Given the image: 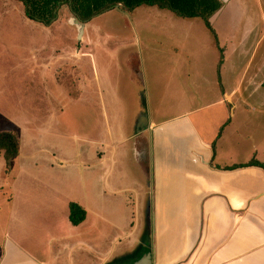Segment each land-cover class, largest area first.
<instances>
[{"label": "crops", "instance_id": "1", "mask_svg": "<svg viewBox=\"0 0 264 264\" xmlns=\"http://www.w3.org/2000/svg\"><path fill=\"white\" fill-rule=\"evenodd\" d=\"M217 1L209 25L144 3L104 11L134 16L142 30L148 18L166 20L183 37L174 40L172 58H139L127 48L117 63L98 46L102 30L93 18L79 33L68 5L70 25H43L25 15L21 1L0 0V81L8 90L0 89V117L10 119L0 126L18 144L0 264H107L137 246L151 252V264H264V168L247 164L264 163V135L241 124L246 110L264 105V52L251 68L264 41V0L258 14L254 0ZM64 16L57 11L58 22ZM118 64L124 69L115 70ZM26 91L37 97L33 107L46 108L41 124L2 113L16 111L5 108L7 94L16 103ZM109 102L117 107L112 114ZM171 104L177 110L168 114ZM26 131L30 142L50 135L77 142L70 158L55 151L46 158L92 177L93 196L31 171L30 157L43 159L46 149L38 143L25 154ZM70 202L85 211L78 224L69 219ZM105 207L133 209L129 228ZM24 223L29 234L14 226ZM121 240L129 244L119 247Z\"/></svg>", "mask_w": 264, "mask_h": 264}, {"label": "rangeland", "instance_id": "2", "mask_svg": "<svg viewBox=\"0 0 264 264\" xmlns=\"http://www.w3.org/2000/svg\"><path fill=\"white\" fill-rule=\"evenodd\" d=\"M67 7H68L67 4H64L58 8V10H60L61 13L65 14L64 19L58 22L57 17H56V19L52 22V24L70 25V22L68 20V16L70 15L68 14ZM253 8L255 10V13L258 14V11H259L258 0L253 1ZM92 18H93L92 19L93 23L98 24L100 26V29L102 30L100 33L97 34L98 40L96 41L98 43V46L99 47L102 46L103 48H106L107 52L112 54L111 56L114 57L115 59L114 61L118 60L117 63L119 62V59L120 61H122L121 56L124 55L122 54V52L124 51V49H127V48L128 49L124 53L130 52V51H133V52L136 51L137 54L139 55V58L141 57L145 58L147 56L149 57L161 56V58H164V59L172 58L175 56V54L177 56V53H178L177 50H175L174 48V40H176V37L178 40H183V37L179 33L175 32L173 26L169 24L166 20H162L159 23H152V19L148 18L145 25H149V26L146 27L144 30H142L138 26L136 22V17L134 16H131L130 18L127 19V17L121 16L115 12H106V13L102 12V13L95 15ZM256 21L260 22L259 17H257ZM129 23H130V26H132L133 32L130 31L127 26V24ZM111 26H120L121 27L120 32L118 34L116 32H110L109 27ZM1 28H2V24L0 23V30ZM104 30L108 32L104 33L103 32ZM75 35L76 33L74 32V36H73L74 39L76 38ZM145 44H148L149 46L148 49L145 47ZM263 46H264V41L261 42L258 48V51L256 55L254 56V61L251 64V68H253L257 60L260 59L259 52L260 51L264 52ZM97 51H100V50L97 49ZM191 52H192V49H188L186 47L185 49H183L182 56L186 58L190 57ZM240 58L244 59L245 57L241 55ZM119 68L120 70L124 69V67L122 68L120 64H118L116 67L114 65L115 70H118ZM232 76L233 74L231 73L229 77L231 78V82L233 80ZM10 83L11 82H7L8 85ZM0 84L1 86H3V87H0V89L5 90L6 93H8V90L6 88V85L4 84V81L3 82L0 81ZM27 84L30 85L29 82H27ZM141 90H143V88H141ZM3 94L4 93L0 90V98L1 96H3ZM7 96L4 97V100H5V104H9V105H7L5 108L12 109L15 107L16 111L7 112V113L2 112L4 115L6 116L10 115L13 118H17V119L20 118L22 119L21 121H24V122L27 121L31 124L33 122L34 123L37 122V124H41V122H43L42 117L43 115H45L44 111H46V108L43 109V107H40V108L38 107L37 109L36 107H33V105H37V102H36L37 97L34 94L26 91V93H23L22 95H20V97L16 98L17 100L16 103H13L12 98L7 97ZM19 100L21 101V103ZM107 101H110V100L108 99ZM137 101L138 103L140 102L139 97H137ZM144 101H145V97H143V103L145 104ZM165 101H164V104H165ZM170 101L172 103L174 101V97H170ZM109 105L111 109L110 107H108V111L109 113L111 112L112 114L113 113L112 107H116V106L113 105L111 102H109ZM254 106L256 107L253 108V111L246 110L245 119L241 122V124H246L250 126L252 124L253 126H256L259 132L262 131L264 135V105L259 107V105L254 104ZM146 108H148V105L146 106ZM173 109H174L173 104H171L170 106L164 107L165 112L168 114H171L172 112L177 110V109L176 110H173ZM116 111H119V110H116ZM65 112L64 113L62 112L59 115H63V114L66 115ZM75 116H76V113H75ZM8 118L0 117V124H7V123L9 124L10 119ZM236 120H237V117L235 118V121ZM7 129H9L8 126H5V128H2V129L0 126V131H3V130L6 131ZM25 134L26 135L22 139V148L25 154H30L32 152L33 145H36L38 143L43 145L42 147L46 149L41 153L42 156L43 155L45 156V157H42L43 159H41V157H39V155H36V154L34 155V158L33 156L30 157V159L28 160L29 162L27 166L31 168V171L37 172V174H39V176H42L44 179H47V178L52 179L54 181L53 182L54 185L62 187L63 189H66V190L79 193L81 198L85 199L87 195L88 197L93 196V184L91 182L93 181L92 177L90 180L88 177H86L87 175L84 172L75 171L77 169H76V166H73L74 164L67 165L65 166V168L60 167L59 165H57L58 158H57L56 164L53 167H51L48 164V161L50 160V158L49 159L46 158V156H49V153H48L49 151H55L58 154V156L70 158L72 155H74V152L76 150L75 144L77 145V142L72 141V139L71 141L68 139L59 140V139H56L57 137H52L51 135L42 136L40 141L36 139L35 142L34 141L30 142L28 131H26ZM70 137L72 138V135ZM57 141H58V144H56ZM86 148L88 149V152H89L90 151L89 149H92L93 146L86 145ZM81 151L82 152L84 151V146H81ZM13 161L14 159H11L10 162L6 164L4 160L5 166L3 168L1 167L2 165L0 166L1 180L4 178L2 182L0 183V235L4 232L6 223L8 219L10 218V213H9L10 204L9 203H10L11 194H12L10 183L12 182V177H13L12 176V171L14 167ZM66 163H69V162H66ZM61 169H66V171L68 172L63 173L60 171ZM32 185L39 186L41 185V183L38 184L37 182H34ZM88 203L92 204L93 202L92 200H90L88 201ZM103 211L107 212L114 220L118 219L120 220V222L123 221V224L125 223V226L129 228L128 224L130 223V220H132L131 215H132L133 209L127 208L123 210V209L105 207ZM114 216H117V217L114 218ZM14 226L19 228V233L29 234L31 231L30 226L26 223L22 224L21 227L18 224H14ZM12 229L14 230L13 225H12ZM137 237L138 236H136L135 238ZM127 244H129L128 241L124 243V241L121 240L119 241L118 245L120 247V246H124ZM135 251H136V248L132 250L131 252L133 253ZM114 259H116V257Z\"/></svg>", "mask_w": 264, "mask_h": 264}, {"label": "trees", "instance_id": "3", "mask_svg": "<svg viewBox=\"0 0 264 264\" xmlns=\"http://www.w3.org/2000/svg\"><path fill=\"white\" fill-rule=\"evenodd\" d=\"M24 7L25 15L43 25H50L57 17L58 8L62 4H67L72 14L81 22H85L95 15L113 8L117 3L130 10L142 3L157 5L168 8L176 14L185 17H201L207 25L209 16L220 6L217 0H19ZM17 139L12 132H0V155L5 159L6 164L17 154ZM247 164L260 165L264 168V163L255 160ZM246 165V164H245ZM85 217V211L77 203H69V219L73 224H78ZM143 249L136 247L135 252L118 257L107 264H129L138 258Z\"/></svg>", "mask_w": 264, "mask_h": 264}, {"label": "water", "instance_id": "4", "mask_svg": "<svg viewBox=\"0 0 264 264\" xmlns=\"http://www.w3.org/2000/svg\"><path fill=\"white\" fill-rule=\"evenodd\" d=\"M72 20L74 21V24L77 25L78 32L80 33L82 30V22L74 14L72 16ZM151 263H152L151 252L146 251L129 264H151Z\"/></svg>", "mask_w": 264, "mask_h": 264}]
</instances>
